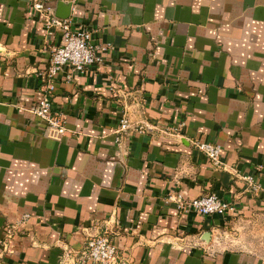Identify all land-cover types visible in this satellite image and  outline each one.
<instances>
[{
  "label": "crops",
  "instance_id": "1",
  "mask_svg": "<svg viewBox=\"0 0 264 264\" xmlns=\"http://www.w3.org/2000/svg\"><path fill=\"white\" fill-rule=\"evenodd\" d=\"M34 1L0 0V242L30 215L0 264H62L104 233L118 264H264V191L235 177L264 189V0H39L70 5L104 49L101 65L57 76L59 139L30 112L61 40ZM125 104L155 131L119 144ZM193 139L222 146L224 167ZM211 193L235 209L203 217L170 200Z\"/></svg>",
  "mask_w": 264,
  "mask_h": 264
},
{
  "label": "built area",
  "instance_id": "2",
  "mask_svg": "<svg viewBox=\"0 0 264 264\" xmlns=\"http://www.w3.org/2000/svg\"><path fill=\"white\" fill-rule=\"evenodd\" d=\"M33 9L43 18L44 28L49 34L61 32V40L58 45L51 47V58L47 69L42 73L45 78L41 89L39 101L31 107L30 112L46 125L47 132L51 137L61 138L68 131L66 118L63 113L53 110V94L57 76L65 69H69L68 80H72L76 73H82L93 65H101L103 59L100 49L93 44L92 30L86 25L75 22L71 18H60L55 9L45 3L35 0ZM124 96H130L125 94ZM185 124L179 123L172 127L169 132L179 135ZM155 127L145 118L135 120V115L130 106L124 105V112L116 130V142L121 143L125 136L131 134L153 133ZM195 150L204 154L217 168H223L222 146L213 143H205L193 139L190 141ZM262 169V166L259 167ZM236 173V172H235ZM245 184V189L249 194L258 196L264 189L257 178L250 175L235 174ZM170 200L178 202L179 209L192 210L203 217L225 216L235 209L232 202L223 200L218 195L211 193L202 197L184 201L181 197H170ZM30 220V215L26 214L17 221L5 226L3 239L0 242V258L12 253V242L15 236L21 232ZM119 256L117 248L109 236L104 233L90 238L81 251L73 252L66 250L62 264H118Z\"/></svg>",
  "mask_w": 264,
  "mask_h": 264
},
{
  "label": "water",
  "instance_id": "3",
  "mask_svg": "<svg viewBox=\"0 0 264 264\" xmlns=\"http://www.w3.org/2000/svg\"><path fill=\"white\" fill-rule=\"evenodd\" d=\"M62 9L57 11V16L63 19L69 18L71 15V6L61 3ZM210 234V233H209Z\"/></svg>",
  "mask_w": 264,
  "mask_h": 264
}]
</instances>
